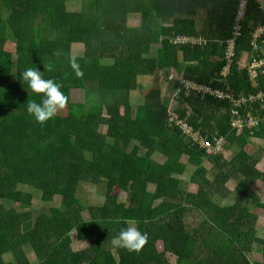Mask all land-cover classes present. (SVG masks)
Wrapping results in <instances>:
<instances>
[{
  "label": "trees",
  "instance_id": "obj_1",
  "mask_svg": "<svg viewBox=\"0 0 264 264\" xmlns=\"http://www.w3.org/2000/svg\"><path fill=\"white\" fill-rule=\"evenodd\" d=\"M68 1L0 0V200L29 206L33 197L15 190L19 183L40 191L44 202L61 197L58 207L35 220L27 210L20 215L13 208L0 209V264H28L22 261L26 249L35 254L36 264H79L70 250L73 232L78 240L94 242L86 264H264V240L248 229L256 217L245 206L234 211L213 202L227 197L222 188L230 178L237 180L236 192L243 197L255 182L264 184L251 151L257 148L252 140L264 142V124L237 133L230 126L228 102L195 93L185 96L180 81L168 73L174 68L183 71L184 80L211 89L228 87L236 95L253 92L238 62L252 51L251 34L264 25V11L249 0L236 59L222 78L225 61L218 42L232 37L238 0H78L76 12L67 10ZM200 9H207L213 28L209 32L194 29ZM135 14H140V24L129 27L127 19ZM178 34L201 36L208 43L172 45L170 38ZM72 43L83 44V57L71 56ZM6 44L16 47V61ZM156 44L160 47L153 52ZM258 49L256 56L264 51V37ZM179 57L189 63L182 65ZM73 60L82 76L75 75ZM34 66L45 79L60 83L68 97L66 107L44 125L27 112V102L40 100L27 83L20 80L19 96L10 91L14 71L21 74ZM160 72L172 88L174 111L208 141L224 138V151L234 150L231 160L226 162L224 153L207 154L168 123ZM139 77L152 80L134 114L130 94ZM257 82L264 91V76ZM70 90L82 91L83 102L70 101ZM103 113L106 119L99 120ZM101 122L104 133L98 131ZM263 152L259 149L258 155ZM153 155L163 162L151 160ZM183 156L201 176L191 175L186 184L179 178ZM204 162L211 165L209 177ZM83 184L104 190L106 203L83 205ZM189 185L196 192H188ZM118 191L127 193L126 203L117 202ZM253 207L264 209V203L258 200ZM130 220L147 233V243L139 251L116 243L111 254L105 245L115 243ZM253 245L261 247L262 261L249 260ZM6 254L14 263L3 262Z\"/></svg>",
  "mask_w": 264,
  "mask_h": 264
},
{
  "label": "rangeland",
  "instance_id": "obj_2",
  "mask_svg": "<svg viewBox=\"0 0 264 264\" xmlns=\"http://www.w3.org/2000/svg\"><path fill=\"white\" fill-rule=\"evenodd\" d=\"M79 6H80V2L78 0H69L66 4V8L67 10L71 11V12H76L79 10ZM207 9H200L198 11V13L196 14V16L194 17V19L196 20V23H198V21L201 22V27L202 29L207 30V27H205V25L207 26V24L203 23L204 19L207 16ZM140 14H135V15H129L128 19H127V25L129 27H137L140 24ZM203 19V20H202ZM203 23V24H202ZM205 27V28H204ZM199 32H202L199 29ZM209 32V31H208ZM5 50L10 53L14 59V61H16L17 59V49L16 47L12 44H6L5 46ZM160 47V45L156 44L152 46V50L153 52H155L158 48ZM70 52H71V56L72 57H77V58H81L83 57L84 54V46L81 43H72L71 48H70ZM181 59V57H180ZM184 64V58H183V62ZM246 65H247V61H246ZM245 65V66H246ZM169 73V77L171 79H176L178 80L179 78H181L182 76L178 75L174 70H168ZM164 74V73H163ZM160 74V87L162 89V102L163 104L166 105L167 110L169 109V111H173L176 107H177V102L173 99V93H172V88L169 85V82L166 80V77ZM164 76V77H163ZM20 79H21V75L18 72L13 73L12 76V83L10 86V91L12 94H14L15 96H19L20 92H21V88L22 86L19 85L20 83ZM151 78L150 77H139L136 80V86L137 88H135L131 94H130V102L132 105V109L134 114H137V108L138 106L141 104V102L143 101V97L144 94L146 92L147 86L150 84L151 82ZM185 96H189V94H186L185 92ZM69 99L72 102H83L84 100V94L82 91H78V90H70L69 91ZM105 113L102 114V116L99 118V120H104L106 119V115H104ZM101 124H103L104 126H100L98 131L100 133H104L106 131V126L103 122H101ZM264 143V142H263ZM134 144H130L128 146V151H131L133 148ZM262 149V148H251V151L257 152L258 150ZM232 153H234V150L232 151H227V153L225 152L224 154V160L226 162H228L229 160H231L232 158ZM264 154V152L262 153ZM261 154V155H262ZM151 160L157 162V163H161L163 162V158L159 155H153L151 157ZM181 165H183L185 167V169L183 168L182 170V175L179 177L181 178L180 180L183 182V184H186L187 181H189V178L191 175H196L197 177H201L199 175L196 174V171H193L194 166L192 165H188V158L187 156H183L180 160ZM189 167V169L186 168ZM211 168V165L207 162H204V169L207 172L206 177H209L208 175V171ZM182 188V187H181ZM236 188H237V180L236 179H232L230 178L224 185V187L222 189H224L227 193H230V195H228L227 200L225 201V203L228 204V206L230 207V209H233L234 211H238L243 209V207H247L248 209V214H251L253 216H255V220H253L250 224L254 226V228L258 229V231L256 233H258L259 238L260 239H264V209H255L253 207L254 203L257 202L258 200L261 201V203H264V184L257 181L254 185H252L251 187H249V190H242L244 191V197L242 196V194L240 195L236 192ZM15 190H18L20 192L23 193H28L31 194L33 199L31 201V204L29 206H25V205H21L20 203H14V202H10L7 200H0V209L5 208V209H16V211L19 212L20 215L24 214V211L22 210H27V212L30 214L31 220H35L36 218H38L39 216H41L44 213H47L48 209L51 207H58L61 204V197L59 196H55L52 198L51 201L48 202H44L43 198H42V194L40 191L34 189L33 187H30L28 185H23V183H19L17 184V186L15 187ZM148 192H153L154 191V187L153 186H149L148 187ZM197 187L194 185H189L188 186V192L192 191V192H196ZM82 191L83 193L80 194V197L82 199V204H91V205H104L106 203V198L103 197L104 195V190L97 191V189L95 188V186H93L92 184H83L82 185ZM241 191V192H242ZM249 194H251V198H249ZM127 193L124 191H118V203H126L127 202ZM238 197V199H237ZM244 201V202H243ZM248 201H250L252 203V205H248ZM228 207V208H229ZM204 209H206V207H203ZM82 216L84 218L87 217V214L85 212H82ZM28 224L24 223L23 224V228L24 230L26 229V226ZM254 228L251 229L254 231ZM250 230V229H249ZM71 237V235H70ZM83 243L84 246L81 247L82 251L80 252V256H78V259H81V264H86L88 257L92 256V253H90L91 251V247L93 246L94 242H90V241H85V242H80ZM105 243V242H104ZM161 245L162 247V243H158ZM256 244V243H255ZM79 245L76 243V233H75V247ZM115 244H110L108 246H106V249H112L114 250V246ZM256 249V250H255ZM71 250V248H70ZM253 250H255V253L253 252ZM253 250L251 253V259L254 263L262 261L263 259V254L261 252V247H259L257 245L256 246L253 245ZM26 252L29 253H33L31 251V249H26ZM111 254H114L113 252ZM115 255V254H114ZM9 254L3 255L2 260L4 263H8L7 259H9Z\"/></svg>",
  "mask_w": 264,
  "mask_h": 264
},
{
  "label": "built area",
  "instance_id": "obj_3",
  "mask_svg": "<svg viewBox=\"0 0 264 264\" xmlns=\"http://www.w3.org/2000/svg\"><path fill=\"white\" fill-rule=\"evenodd\" d=\"M255 1L259 9L264 11V0ZM248 2L249 0H238L232 37L225 41L218 42L222 47L223 59L225 61V65L220 72L222 78H225L229 74L236 59V44L241 35L240 24L245 19ZM262 37H264V25L258 26L251 34L252 51L248 54L249 60L245 66L251 88L254 90L253 92L236 95L234 91L228 87L225 89H211L208 86H203L182 78L178 79L186 94L190 95V93H195L202 97L209 95L219 101L228 102L230 105L229 112L231 116L230 126L237 133H241L244 130H253L258 128L261 124H264V91L259 89L257 82L260 76H264V51L262 52V55L256 56V53L259 50L258 43ZM207 43L208 41L201 36L176 35L171 38V44L175 46L192 45L204 47ZM168 123L171 126H175L185 139L204 149L207 154L216 156L224 153V147L226 144L224 138L218 137L214 138L212 142L208 141L188 124L186 118H180V115L174 110H168Z\"/></svg>",
  "mask_w": 264,
  "mask_h": 264
},
{
  "label": "clouds",
  "instance_id": "obj_4",
  "mask_svg": "<svg viewBox=\"0 0 264 264\" xmlns=\"http://www.w3.org/2000/svg\"><path fill=\"white\" fill-rule=\"evenodd\" d=\"M174 36L176 35L171 38ZM71 67L77 77L83 75L74 60L71 62ZM20 75L22 83H27L30 91L40 97L39 102L36 100L27 102V112L37 123L46 124L66 107L68 97L62 91V85L54 79H45L43 72L38 71L36 66L27 68ZM137 223L136 220H130L127 226L119 232L114 242L129 251H139L147 243L148 236L147 233H142L139 230Z\"/></svg>",
  "mask_w": 264,
  "mask_h": 264
},
{
  "label": "crops",
  "instance_id": "obj_5",
  "mask_svg": "<svg viewBox=\"0 0 264 264\" xmlns=\"http://www.w3.org/2000/svg\"><path fill=\"white\" fill-rule=\"evenodd\" d=\"M203 20V19H202ZM203 23H205V24H207V26L205 25V27H207V30L209 31H211L213 28L212 27H210L209 26V20H208V17L206 16V18L204 19V22ZM202 23V24H203ZM204 27V28H205ZM194 29H195V31L196 32H199V29L201 30V31H204L205 29H202V27H201V22L200 21H198V23H196V20L194 19ZM206 31V30H205ZM249 60V55L247 54V53H244L242 56H241V58H240V60H239V62H238V68H239V70H242V69H245V65H246V61H248ZM179 62L182 64V65H185V64H187V63H189V61H185L184 60V64L182 63L183 62V60L182 59H180V57H179ZM171 70H174L178 75H182V73H183V71L182 72H180V73H178V71H176L174 68H171ZM160 74H163V72H160L159 73V75ZM165 74V73H164ZM163 74V75H164ZM165 76V75H164ZM163 76V77H164ZM252 142H254L256 145H257V147L258 148H262L261 150H263V148H264V143H263V141H260V140H257V139H254V140H252ZM227 151L228 150H225L224 151V154H225V152L227 153ZM224 154H223V158H224ZM255 155V157H257L258 158V164L256 165V167H255V169L257 170V171H259V172H261V173H264V154H262L261 156H259L258 155V153L257 152H255L254 153ZM232 158H233V156H234V153H232ZM231 158V159H232ZM260 182V181H259ZM256 183V182H255ZM254 183V184H255ZM253 184V185H254ZM224 193H226V195H227V197H228V195H230V193H227V192H224ZM227 197H225V198H215V199H213V202L216 204V206L218 207V208H220V209H223V208H228L229 206H228V204L227 203H225V201L227 200ZM226 199V200H225ZM230 208V207H229ZM251 215V214H250ZM253 216V215H252ZM251 227L249 228L248 227V229H253L254 228V226L253 225H251V224H249ZM253 231V230H252ZM258 231V229H256V228H254V232H257ZM253 234L254 233H252V236H253ZM256 235V237L257 238H259V235H258V233H256L255 234ZM262 240H264V239H262ZM85 242V241H89V240H78L77 238H76V243L77 244H79V245H77L76 247L74 246L75 245V233L73 232L72 234H71V245H70V248H71V251H72V253L75 255V257H76V259H77V261H79V264H81L80 262H81V259H78L77 257L78 256H80L81 254H80V252L82 251V249H81V247L82 246H84L83 245V243H80V242ZM92 243V242H91ZM111 243V242H110ZM110 243H108V246L110 245ZM158 243H160V242H158ZM157 243V245H156V248H157V251L158 252H163V250H164V248L162 249L161 248V245L160 244H158ZM162 243V242H161ZM196 244V242H191L189 245H192V244ZM111 244H115V243H111ZM162 247H163V244H162ZM105 249H106V246H105ZM91 251V250H90ZM108 251H110V253H114V250H112V249H108ZM26 252V251H25ZM91 253V252H90ZM248 255V258H249V260L250 261H252V259H251V254H247ZM88 258H90V256L88 257ZM9 260V261H8ZM7 261H8V263H14V259H13V256H9V259H7ZM24 263H28V264H36L37 263V258H36V256H35V254L34 253H27L26 252V255H25V257H24V260H22ZM85 264V263H84Z\"/></svg>",
  "mask_w": 264,
  "mask_h": 264
}]
</instances>
